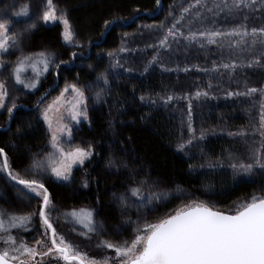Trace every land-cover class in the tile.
I'll return each instance as SVG.
<instances>
[{
	"label": "trees",
	"instance_id": "obj_1",
	"mask_svg": "<svg viewBox=\"0 0 264 264\" xmlns=\"http://www.w3.org/2000/svg\"><path fill=\"white\" fill-rule=\"evenodd\" d=\"M6 1L0 7L1 21L16 25L20 16L15 13L25 5L30 6L27 20L34 18L33 0ZM54 3L58 13L66 11L75 43L61 41L58 22L34 21L36 28L27 35V55L46 52L55 59L44 71L43 85L16 98L10 124L0 126V147L12 168L24 174L34 155L47 148L48 134L37 99L43 95L44 100L66 82L83 89L90 125L81 131L93 147L92 155L67 184L39 177L50 193L51 218L59 234L88 257L119 264L115 250L100 246L101 241H131L137 226L159 222L193 202L234 213L253 195L264 196V169L254 166L251 173L237 174L230 166L252 163L250 148L259 147L264 139L258 131L264 112V45L259 43L264 36L251 35L253 28H264V0L240 8L232 7V0H201L200 4L160 0L159 5L156 0ZM106 22H110L107 27ZM242 25L249 33L243 38L224 35L212 44L200 35L241 30ZM168 29L176 34L168 36V46H161ZM191 33L196 34L195 40L188 39ZM154 58L157 62L152 63ZM231 63L237 65L234 71L221 67ZM101 74L108 76V84L98 79ZM251 88L258 91L244 94ZM197 92L208 95L197 98ZM169 95L174 97L171 101H167ZM181 144L185 145L182 151ZM139 181H146L145 200L129 191L140 186ZM14 183L0 172V209L16 215L36 213L25 227L10 230L17 245L23 241L35 246L36 240L47 239L38 215L41 201L21 198ZM125 194L126 207L117 199ZM150 194L159 199L147 202ZM73 210L92 211L102 230L83 235L87 229L75 217L65 216ZM30 235L35 239L27 240ZM7 247L0 242V249ZM44 264L64 262L45 257Z\"/></svg>",
	"mask_w": 264,
	"mask_h": 264
},
{
	"label": "snow or ice",
	"instance_id": "obj_2",
	"mask_svg": "<svg viewBox=\"0 0 264 264\" xmlns=\"http://www.w3.org/2000/svg\"><path fill=\"white\" fill-rule=\"evenodd\" d=\"M197 4L201 0H196ZM159 5L160 0H156ZM255 0H232V7L240 8L241 5L253 6ZM227 7V4H225ZM232 8H229L231 11ZM184 11H188L185 9ZM211 11V9H209ZM16 16H29L30 6L25 5L20 8V11L15 13ZM40 19L44 23H55L60 21L64 26L63 37L65 41L71 42L74 33L71 24L67 18L66 11H61L58 14L54 0H46L44 10ZM110 22H106V27ZM179 23V21H177ZM176 25H173L175 28ZM36 28L33 22L24 30L30 32ZM264 36V28L251 31L253 37L257 34ZM172 29H168V34L161 41V46H168V36H175ZM23 32H12L11 24L8 19L0 21V53H6L10 48L18 47L21 43ZM201 36L208 37V42L215 44V38L224 35H239L242 38L248 36L246 28L241 26V30L233 29L231 32L224 33L219 30L201 32ZM190 40L196 39V34L191 33L188 37ZM257 43L253 41V45ZM264 45V40L259 41ZM204 45L201 44V47ZM123 50V49H122ZM73 57L76 53L72 54ZM109 55H113L109 53ZM34 57H39V60H34ZM55 59L51 53L40 52L32 55H24L18 58L13 67L15 81L28 88H34V82L25 83L21 73L26 66H31L33 69L38 63H43V71H47L49 65ZM154 58L152 63H155ZM119 61H117V66ZM3 62L0 61V67H3ZM251 66V65H249ZM60 65L57 64L56 68ZM224 69L235 70V63L221 65ZM147 70V69H146ZM167 70V69H165ZM184 71H188L187 68ZM106 85L108 84V76L101 74L98 78ZM71 88L75 94L71 102L63 101V93L58 97L53 104L49 105L43 112L44 120L48 127L52 130L51 145L55 150L50 153L45 159H40L34 156L32 163L24 170V174L12 168L9 156L4 148L0 147V172H5L11 181L15 182L17 194L23 199L40 198L41 207L38 215L42 220L45 228L44 236L47 239L35 241V246H29L21 241L17 245L16 237L11 235L10 230L13 228L25 227L32 221L33 215L36 213H28L26 215H16L8 213L6 210L0 209V242L9 247L0 249V264H44V258L49 257L52 260H62L64 264H107V259L104 262L97 261L88 257L87 253L81 252L76 246L68 242L65 237L57 232L53 226L51 218L52 201L50 193L45 183L39 177L50 171L57 179L69 180L71 177L73 166L83 164L85 159L91 157V149L75 147L71 150H65L60 142L59 133H67L71 138V128L63 123L64 115L61 111L65 103H69L70 107L65 109L69 118L72 121L80 122V118L87 119V98L84 91L75 84L66 86L64 92ZM258 89L251 88L248 93L257 92ZM100 92L96 93V99H101ZM242 93H230V95H241ZM201 95L207 96L208 93L197 92V98ZM8 96V91L5 83L0 81V109L5 108V99ZM174 97L169 95L167 101H171ZM144 100V97H140ZM166 101V102H167ZM16 104L13 102L11 107L7 108L9 116ZM191 102L189 101V128L191 129ZM55 120V128H54ZM18 132L21 130L18 128ZM194 132V130H192ZM261 137H264V112L261 114L260 127L258 129ZM244 135V133H240ZM230 135H235L230 133ZM203 138V132L201 133ZM191 143V139L188 141ZM185 145H179L182 151ZM252 163H233L230 166L235 172L243 171L251 173L254 166H259L264 169V139L260 141L259 147H251ZM140 186L129 189L131 196L145 200L142 195L143 184L146 181L137 182ZM19 186H22L19 187ZM85 186L86 183H85ZM117 199L126 207L128 196L121 195ZM152 199H159L150 194L147 202ZM65 216L76 218V222L83 225L88 233H97L102 230V225H98L93 219V213L90 210H80L71 213H65ZM5 217L7 219H5ZM108 249H114L119 264H264V196L253 195L249 202L240 203L234 214L225 213L214 210L207 203H196L186 205L177 210L175 214L168 215L166 218L159 220L156 223H148L145 221L143 227L137 226L134 239L131 241L125 240L123 243H113L107 240L101 241V245ZM37 257H40L37 260Z\"/></svg>",
	"mask_w": 264,
	"mask_h": 264
},
{
	"label": "rangeland",
	"instance_id": "obj_3",
	"mask_svg": "<svg viewBox=\"0 0 264 264\" xmlns=\"http://www.w3.org/2000/svg\"><path fill=\"white\" fill-rule=\"evenodd\" d=\"M23 1H27V0H23ZM33 3H34V5H33L34 9H35L34 10V15H35L34 18L27 20L28 16H20V22L16 23V25H14V26H11L12 32H14V33L15 32H23L24 33V35L21 38L20 45L18 47H15V48H10L9 51L6 53H0V61H2L3 65H4L3 67H0V81H3L5 83V85L7 87V91H8V96L5 99V108L0 109V126L6 125L7 121H9L10 116H9L8 111H7V108L11 107L13 102L15 103L16 98L23 95L28 89H37L40 86H42L43 85V79L45 78L44 71L42 70L43 69V63L42 62L38 63L37 67L35 69H33L30 65L26 66V68L21 73L22 79H24L26 84L30 83V82H34L36 84V86L34 88H28L22 84L16 83L15 77L13 74V67L15 66L18 58L21 57L22 53L24 55H27V51L30 49L27 45L28 32H25L24 30L28 27L29 24L33 23L34 21L37 24L38 23H42V24L44 23L40 19V17L42 16V13L44 10V4L46 3V1L45 0H33ZM5 4H7L6 0H0V7L5 5ZM57 22L61 26V31H60L61 41L66 45L74 44L75 43L74 36H73V40L71 42L64 40V37H63L64 26L60 21H57ZM9 23L11 24V22H9ZM44 24H53V23L48 22V23H44ZM72 31H73V29H72ZM9 60L13 64H11L9 62ZM34 60H39V57H34ZM72 84H75L77 87L82 89L77 83H75L73 81L72 82H66V83L62 84L60 86V88L55 93L51 94L50 96H48L44 100H42L43 95H41V97H39L37 99V102L40 99L39 105L36 104V106H38V113H39V116L41 117V119L43 121L46 132L48 134L47 148L44 149L42 152H38L37 154L34 155V156H38L40 159H45L50 153H53L55 151L51 145L52 130L49 129L47 122L44 120L43 112L49 105L53 104V102L58 97H61L62 93H63V98H62L63 101H66V102L73 101L75 94L72 92L71 88L69 87V90L67 92H64L65 87L70 86ZM85 97H86V95H85ZM68 107H70V104L65 103L64 108H62L61 111L63 112V115H64L63 123L67 124L71 128L72 135H71V138H69L67 133H59L60 142H61L62 146L65 148L66 151L74 149L75 147L79 146V147H82L85 149L90 148L91 151L93 152L92 145L84 138L83 133L81 131V129L83 127H85V126L89 127V125H90V116H89L88 105H87V113H88L87 119L81 117L79 123H77L76 121H72L69 118L67 111H65V109H67ZM54 128H55V120H54ZM89 158L85 159L84 163ZM83 164L82 165L76 164L73 166L71 177L67 181L62 180V179H57L54 175L51 174L50 171L43 173L40 176V178L46 179V177H48L54 182L67 184L73 179L75 170L77 168L82 167ZM240 172H243V171H239V172H237V174H239ZM3 185H4V187L6 186L4 183H3ZM5 190L8 191V189H5ZM3 191H4V188H3ZM27 237H28L27 240L32 241L35 239L36 236L30 235ZM39 259H40V257H37V260H39Z\"/></svg>",
	"mask_w": 264,
	"mask_h": 264
},
{
	"label": "water",
	"instance_id": "obj_4",
	"mask_svg": "<svg viewBox=\"0 0 264 264\" xmlns=\"http://www.w3.org/2000/svg\"><path fill=\"white\" fill-rule=\"evenodd\" d=\"M47 93V91L44 93V94H46ZM39 103H40V99L38 100V102H37V105H39ZM16 109H17V106H16V108L15 109H13V112H12V114H11V118H12V116L14 115V113H15V111H16ZM11 118H9V121H8V125L10 124V122H11ZM7 125V126H8ZM7 126L6 127H4V128H7ZM226 213V212H225ZM230 214H234V213H230Z\"/></svg>",
	"mask_w": 264,
	"mask_h": 264
}]
</instances>
